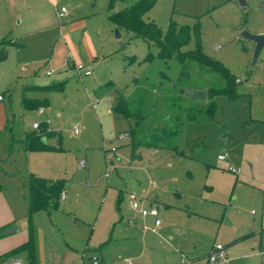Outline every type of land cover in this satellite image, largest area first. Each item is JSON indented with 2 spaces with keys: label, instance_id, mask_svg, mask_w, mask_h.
I'll return each instance as SVG.
<instances>
[{
  "label": "rangeland",
  "instance_id": "374dc122",
  "mask_svg": "<svg viewBox=\"0 0 264 264\" xmlns=\"http://www.w3.org/2000/svg\"><path fill=\"white\" fill-rule=\"evenodd\" d=\"M135 1H115L112 11ZM109 2L33 0L31 6L26 0H0V42L12 41L0 59V216L13 207L14 235L27 231L30 175L62 180L65 197L59 208L31 219L33 237L38 226L44 227L45 260L61 264L69 245L77 264H92L91 255L100 264H188L218 242L214 237L223 210L212 199L223 198L220 187L231 182L217 170L223 135L241 133L250 117H264V48L252 64L254 42L241 36L244 31L264 33V0H156L144 18L163 31L171 18L189 26L197 21L202 51L238 79L237 96H216L214 118L186 122L176 148L140 147L136 157L131 153L132 122L112 109L117 96L131 95L137 81L178 94L171 84L182 65L175 58L148 60L157 48L124 29L117 38L108 19ZM62 7L67 13L59 18ZM37 8L44 22L31 10ZM195 45L192 37L187 48ZM78 64L91 68L92 75L79 77L74 69ZM187 72V83L208 88L213 81L195 65ZM60 83L61 90L46 88ZM33 86H44V91ZM35 96L47 103L42 114L36 108L41 104L34 109L24 105L25 97ZM36 121L48 122L44 138L54 150L25 149L23 138ZM75 126L79 133L72 135ZM80 160H85L84 168ZM143 187L148 197L139 203L158 209L155 217L164 230L144 238L134 230L138 211L130 208L128 198ZM252 210L256 213L257 207L243 203L245 216H255ZM117 221L128 229H116Z\"/></svg>",
  "mask_w": 264,
  "mask_h": 264
},
{
  "label": "trees",
  "instance_id": "16d2710c",
  "mask_svg": "<svg viewBox=\"0 0 264 264\" xmlns=\"http://www.w3.org/2000/svg\"><path fill=\"white\" fill-rule=\"evenodd\" d=\"M115 1L118 0H110L108 7V19L112 24L155 46L157 53L155 55L150 53L147 56L148 60L153 57L164 61L175 58L181 63L182 68L176 80L171 84L178 94L162 92L161 88L152 84L150 87L141 86L136 80V89L131 95L118 94L112 107L113 112L132 122L129 128L132 157H136L135 153L140 147L174 149L186 122L210 121L214 118L216 110L214 98L216 96L226 95L232 99L237 96L236 79L232 77L229 69L222 62L202 51L197 21L189 26L179 24L171 18L168 28L163 31L154 21L144 18V15L155 5L156 0H136L118 11H112ZM192 37L195 38L196 45L189 49L187 46ZM9 43L10 41L7 40L0 42V59L7 56L5 46ZM192 65L212 76L213 81L208 88L197 84L196 81L187 83L189 81L187 68ZM61 86L60 83L46 88L61 89ZM188 88L205 89L207 91L206 101H193L185 97L183 90ZM37 104L35 100L24 98V105L27 109H34ZM47 133V123L43 122L41 125L39 123L38 128L25 134L23 138L25 149L27 151L54 150V147L49 146L44 140ZM27 188L29 239L14 251H28L33 261L32 216L39 211L59 208L60 196L65 184L62 180L31 174L27 181ZM3 229L0 228V236Z\"/></svg>",
  "mask_w": 264,
  "mask_h": 264
},
{
  "label": "crops",
  "instance_id": "0c3cea01",
  "mask_svg": "<svg viewBox=\"0 0 264 264\" xmlns=\"http://www.w3.org/2000/svg\"><path fill=\"white\" fill-rule=\"evenodd\" d=\"M13 1L16 2L17 0ZM26 1L32 6L33 0ZM31 6L30 8H32ZM31 10H37V12H39L37 16L40 14L37 19L40 18L39 21L44 22L45 16L42 11H39L38 8ZM66 13L65 11L63 16H59V18H63ZM70 24L69 21V25ZM11 43L12 41L9 44ZM30 88L38 92L44 91V86H33ZM28 98L41 104L45 112L47 103L44 101V97L42 99L38 96ZM250 122H253V125ZM250 122L246 121L244 130L234 136L225 132L223 135L225 142L221 146L225 157L223 159H218L219 167H217V170L219 169L218 171L227 173L231 177V182L228 183V185H222V187H220L222 194L226 198L212 199L215 203H218L223 210L221 217H218L217 232L214 240H218L217 243H222L228 247L229 261L227 264H264V117H250ZM46 123L48 122L46 121ZM32 128L35 130L33 126ZM229 168L238 169V172H232ZM106 177H108V175ZM151 185L154 187L156 186L155 183ZM62 193L65 197L64 192ZM137 195L141 200L146 199L145 197H148V190L143 187ZM64 197L62 199H64ZM245 202L257 207L256 213L252 210V213L256 214L255 216L248 218L243 214V203ZM149 204L150 206L145 204H143V206L146 208H155L152 207L151 203ZM155 209L158 212L157 215H159L158 209ZM246 209L245 207V210ZM41 212L47 213L48 211H39L37 213ZM136 213L134 217L137 222L133 226L136 227L134 228V230L136 229L135 231L141 233L142 238H144L146 233H154L157 235L164 231L162 229L163 222L161 219L149 214L143 216L139 212ZM119 215V221H121V223L124 222V215L118 213L116 216L118 217ZM15 216L16 211L13 207H11V209L7 208L0 216V228H4L3 230H5L14 225ZM116 216L115 220L117 219ZM156 219L160 221L158 226L155 225ZM144 226H147V228ZM115 228L125 231L128 229L118 223V221L117 224H115ZM150 228H154V230ZM15 232L16 231L5 235L2 234L0 236V259L21 255L22 257H26L28 264H54L52 259H44L46 251L44 227L38 226L34 237L32 234L33 261H31L28 251H14L29 239V229L23 231L18 236L14 235ZM213 243L207 247L203 257L197 255L192 258L188 264H207V254L212 248ZM67 247L69 248H65L61 264H77L76 253L72 252L73 250H71L69 245ZM24 264H26L25 260Z\"/></svg>",
  "mask_w": 264,
  "mask_h": 264
},
{
  "label": "built area",
  "instance_id": "2783aa9c",
  "mask_svg": "<svg viewBox=\"0 0 264 264\" xmlns=\"http://www.w3.org/2000/svg\"><path fill=\"white\" fill-rule=\"evenodd\" d=\"M66 11V9L64 7H62L59 11V16H63L64 12ZM219 46L215 45V49H218ZM26 69V68H25ZM75 71L77 72L79 77L82 76H90L92 74L91 69L89 67H85L82 64H78L74 66ZM47 75H50L51 72L47 71L46 72ZM236 81H238V79H236ZM2 99V96H0V100ZM91 105L94 107L96 105V103H91ZM38 113L42 114L44 113V107H39L38 108ZM39 123L38 121L33 122L32 126L36 129L39 127ZM79 133V128L77 126L73 127L72 129V134H78ZM127 134H120L119 135V139L122 140ZM114 148H111V151H114ZM225 155H219L218 158L219 159H223ZM86 166V162L85 160H80L79 162V167L84 168ZM230 171L232 172H238V169H233V168H229ZM108 175V173H106V176ZM64 195L63 193L61 194L60 198H63ZM129 200H130V204H131V208L134 211H138L141 215L146 216V215H152V216H156L157 215V210L155 208H146L142 205H140V197H138L137 194L135 193H130L129 194ZM160 224V221L158 219L155 220V225L158 226ZM145 228H147V226H144ZM151 230H154V228H150ZM90 261L92 262V264H99V258L97 256L91 255L89 256ZM229 261V249L226 245L222 244V243H214L212 248L210 249L209 253L207 254V264H227ZM0 264H24V259L21 255H15L11 258H5V259H1L0 260Z\"/></svg>",
  "mask_w": 264,
  "mask_h": 264
},
{
  "label": "water",
  "instance_id": "95a60500",
  "mask_svg": "<svg viewBox=\"0 0 264 264\" xmlns=\"http://www.w3.org/2000/svg\"><path fill=\"white\" fill-rule=\"evenodd\" d=\"M115 36L118 38L120 37V32L117 26H115ZM241 36L252 40L254 42V53L252 58V64H254L261 52V50L264 48V33L261 34H254L247 31H244L241 33ZM183 94L185 97L189 98L193 101H200L204 102L207 99V91L205 89L200 88H188L183 90ZM16 231V226L12 225L5 230H3L2 234H10L12 232Z\"/></svg>",
  "mask_w": 264,
  "mask_h": 264
}]
</instances>
